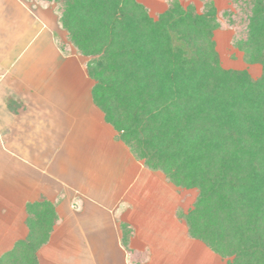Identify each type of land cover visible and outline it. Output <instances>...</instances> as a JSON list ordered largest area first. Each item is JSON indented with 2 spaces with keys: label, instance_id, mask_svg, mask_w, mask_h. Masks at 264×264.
<instances>
[{
  "label": "trees",
  "instance_id": "obj_1",
  "mask_svg": "<svg viewBox=\"0 0 264 264\" xmlns=\"http://www.w3.org/2000/svg\"><path fill=\"white\" fill-rule=\"evenodd\" d=\"M24 1L55 4L115 139L173 187L197 191L187 213L175 211L187 236L229 264H264V0H228L232 10L222 11L211 0L199 9L170 0L155 18L136 0ZM228 28L242 60L261 67L259 78L220 67L212 33ZM25 211L27 236L0 264H39L59 221L44 198ZM119 226L128 264H142L148 252L131 248L133 228Z\"/></svg>",
  "mask_w": 264,
  "mask_h": 264
},
{
  "label": "crops",
  "instance_id": "obj_2",
  "mask_svg": "<svg viewBox=\"0 0 264 264\" xmlns=\"http://www.w3.org/2000/svg\"><path fill=\"white\" fill-rule=\"evenodd\" d=\"M13 6V0H0V256L27 236L26 205L44 198L52 202L59 221L48 243L37 252L39 264H128L120 243V223L133 228L131 248L149 251L147 264H186L190 247L197 244L175 216L178 198L174 188L156 172L145 169L115 139L116 132L92 103L93 83L85 68L81 70L79 60L60 51L54 33L38 18L40 14L35 16L22 9L20 14L24 11L23 15L26 13L39 25V32L49 35L56 53L52 64L57 65V71L40 68L31 73V60L21 64L29 43L15 50L18 44L13 40ZM57 29L61 30L58 25ZM16 30L17 34H26L25 30ZM73 66L80 76L69 75ZM50 73L62 77L48 80L45 85L40 80ZM68 77L80 79L68 85V81L61 80ZM10 102L17 104L14 110L9 108ZM76 121L84 125L93 122L91 138L83 137L87 129ZM102 130L106 139L99 138ZM118 152L137 168L130 179L123 180L125 173L109 168ZM111 177L118 180L112 182V189ZM138 179L141 184L146 182L148 195L144 185L138 187ZM166 192L173 194L175 202L165 200ZM153 199L157 202V214L153 216L157 218L152 216V221L144 223L139 210L145 211ZM154 221L162 226L150 231ZM160 234L157 242L155 238ZM174 239L185 241L186 250L168 251L166 246ZM160 241L162 248L157 247Z\"/></svg>",
  "mask_w": 264,
  "mask_h": 264
},
{
  "label": "rangeland",
  "instance_id": "obj_3",
  "mask_svg": "<svg viewBox=\"0 0 264 264\" xmlns=\"http://www.w3.org/2000/svg\"><path fill=\"white\" fill-rule=\"evenodd\" d=\"M136 1L139 2L142 6H144L147 9L148 15L152 18H155L159 13L163 12L166 9L167 4H169V2H170V0H136ZM171 1H174V0H171ZM175 1H177L180 5H182L184 7L187 4H191L196 9H199L202 6L201 4L203 3V0H175ZM216 1H217V3H215L213 0H211V2L213 3L212 5H215V8L217 11H222L225 9L232 10L231 4H229L228 0H216ZM13 4H14V6H13L14 10L13 11H14V16H15V18H14V20H15L14 32H16V33H14L13 40L15 41L14 42L15 44H18L17 47H15V50L19 49L20 46H22V45L24 46V44L29 43V47L27 48V50L24 53L23 61H21V64L24 65L23 63H26V60L29 59V60H31V62H33V64H31V70H30L31 73L35 70H39L40 68H45L48 72L54 70V72L56 73L57 69H55V68L57 67V65L52 64V62L54 61V57L56 56V53L54 51L55 50L54 47H52V45L50 44L49 35L46 32H44L43 30H41L39 32V25L35 24L34 21L32 20V18L27 17L26 13H25V15H23L24 11L29 12L32 15L34 14L35 16L40 14L38 16V18L39 19L41 18L45 21L44 25L47 28H49L50 31H52L54 33V35H55L54 37L57 36L59 38V40L61 39L62 42L67 43L65 33L63 31L57 29L55 4H50L48 6H41L40 4H38L36 2L26 3L22 0H13ZM21 9L24 10L22 12V14H20ZM16 27L22 31L25 30L26 34L21 32V31H20V34H17L18 32L16 30ZM233 33L234 32H233L232 28L217 29V30L213 31V33H212V36H213L212 38H213V41L215 43V50L218 54V58H219L218 60H219L220 67L223 69H226V70H228V69L236 70V71L244 70L249 74V76L252 79L255 80V79L259 78V76L261 74V67L258 64H247V63H245L242 60L243 59L242 52H240L239 50H237L236 48H234L231 45V38L233 36ZM67 44L69 47L66 49L67 54H64V55H67L71 58L79 60L78 61L79 68L81 70L82 69L84 70L87 58L84 56L78 55L76 53L74 47L69 43H67ZM38 50H39V54L37 52ZM37 58H39L38 60L40 61V65L38 64V62L36 60ZM48 69H50V70H48ZM62 69H63V72L67 71L64 68H61L60 70H62ZM69 69L70 68H68V71H69ZM21 70H22V68H21ZM60 70H58V71H60ZM77 71L78 70L76 68H74V66H73V68L70 69V71L68 73H69V75H72V76H73V74L80 76V73ZM44 75H45V78L43 76L40 81L42 83H44L45 85H47L46 83L48 82V80H50V82H52V81L54 82L55 81L54 79H56V77L57 78L62 77V76H58V75L54 76V74H51V73L49 75H46V74H44ZM79 79L77 80L74 78V80H76L75 82H77V81L79 82ZM61 80L64 83L68 81V83H67L68 85L73 84V82H74V80L70 77H68V80L65 78H62ZM91 83H93L92 80H91ZM13 103L16 104L15 102H13ZM76 123H77V125L82 124V122L78 123L77 121H76ZM82 125L84 127H86V129H87V131L83 133L84 134L83 137L91 138L92 137L91 136L92 135L91 130H92L93 122H91V123L88 122V123H85V125L84 124H82ZM93 126L95 128V125H93ZM109 130L112 131L110 128H109ZM98 135H99L100 139L101 138L106 139V137H107V134L104 130H102L101 133L99 132ZM114 153H115V151H114ZM119 154H118L117 160L113 158V161H111V163L109 164V168L113 167L112 172H118L120 174L125 173L123 175L124 176L123 180L130 179L132 176H134V174L135 175L137 174L135 172V171H137V168H135V166L132 164V162L130 161V159L127 156H126V158H122L121 153H119ZM112 172H110V173L113 174ZM156 174L163 177L160 173H156ZM164 180H165V178H164ZM137 181H138L137 185L139 187L141 184V181L139 179ZM112 182L116 183V182H118V180L115 179L114 177L110 178V189H112V185H113ZM165 182H166V180H165ZM141 185L142 186L144 185L143 187L145 188L144 189V191H145L147 188L146 182H145V184L142 183ZM170 186L173 187L172 185H170ZM173 188H174L176 196L178 198L177 199L178 204H177L175 211L178 210L180 215H184L185 213H187V211L190 209V207H192V204L195 200L194 198H196V196H197V191L195 189H178L175 187H173ZM145 192H146L145 194L148 195V192L147 191H145ZM163 196H165V198H167L165 200L168 203H170L172 200L175 202V200H174L175 197H173L172 193L169 194L168 192H166L163 194ZM155 200L156 199L152 200V202L148 205L149 207H147L145 211H143L144 209L139 210L138 216L140 217V220H143L144 223H148L149 221H152V219L157 218V216H153L154 214H157L156 210L154 209L155 202H156ZM146 212H148L149 216H146L147 215ZM177 219L181 224L184 225V222L181 219H179V218H177ZM153 225L155 227H153V229L151 228L150 231H154V229L156 230L158 227L162 226L161 224H156L155 221L150 224V226H153ZM164 226H166V224ZM161 236H162V234H160V236H157V238H155L157 240V242L159 241ZM193 240H195V239H193ZM169 241H171V239H169ZM192 242H189L190 245H193ZM195 242L194 243L197 244V246L194 245L193 247L192 246L190 247V250H189V253L187 256L186 264H229L230 259L222 258V257H220V255H215L199 240H195ZM159 243H161V244H158L157 247L162 248L163 247L162 245H164L163 242L160 241ZM198 246H199V248H197ZM166 247H167L168 251H170V250L172 251V250H177L180 248H183L184 250H186V248L188 246L186 245L185 241L181 242V241L174 239L173 244L171 242H168V246H166ZM137 251L142 252V255L143 254L145 255L146 252H148V254H149V251L147 249H142V250H137ZM197 256H198V258H197ZM148 260H149V257L147 259L143 260L142 264H147ZM38 263H39V260H38Z\"/></svg>",
  "mask_w": 264,
  "mask_h": 264
}]
</instances>
